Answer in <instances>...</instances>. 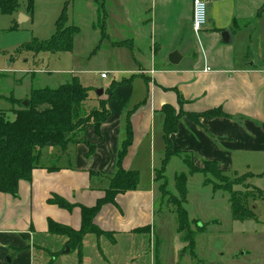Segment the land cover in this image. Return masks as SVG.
<instances>
[{
  "label": "crops",
  "instance_id": "1",
  "mask_svg": "<svg viewBox=\"0 0 264 264\" xmlns=\"http://www.w3.org/2000/svg\"><path fill=\"white\" fill-rule=\"evenodd\" d=\"M205 1L207 22L195 33L193 0H102V27L111 47L120 50L122 66L111 70L117 75L97 98L98 107L105 103L108 118L99 135L87 125L65 145L41 148L31 179L19 181L17 195L0 192V264H111L101 241L127 246V254L123 246V264H135L143 252L154 255L149 256L154 264L160 249L153 241L158 240L145 238L143 230L157 227L155 205L160 193L154 169L165 155L164 104L183 112L170 137L172 146L191 153L197 162L213 160L223 169L232 165L236 152L264 153V63L256 65L246 54L243 39L236 42L246 32L251 41H264V0ZM84 3L92 10L98 0ZM94 17L99 20L97 12ZM223 30L231 32V43L222 42ZM119 41L122 44L113 45ZM174 51L180 55L177 64L168 61ZM4 96L0 100L6 102ZM216 108L225 116L194 122L186 114ZM128 126L132 138L121 165L138 171L139 182L133 190L118 194L115 203L103 205L94 219L115 238L89 234L76 255L62 253L66 240L60 242V236L49 232L48 219L79 228V205L93 206L109 186ZM89 145H93L90 153ZM147 163L150 177L143 183L142 168ZM55 196L72 205L71 210L51 201Z\"/></svg>",
  "mask_w": 264,
  "mask_h": 264
},
{
  "label": "rangeland",
  "instance_id": "2",
  "mask_svg": "<svg viewBox=\"0 0 264 264\" xmlns=\"http://www.w3.org/2000/svg\"><path fill=\"white\" fill-rule=\"evenodd\" d=\"M101 3L102 0H98L90 10L84 0H33L32 14L21 23L18 22L20 12L17 15L0 14V95H14L23 101L31 87L55 88L76 76L83 86L89 88V97L80 104L85 113L80 112V115L85 116L96 109L97 98L101 97L98 90L105 91L117 75L111 70L122 67L118 62L120 50L111 47L106 31L102 33L104 13ZM20 4L22 7L24 0ZM63 9L67 23L79 28L72 49L56 54L23 49L22 46L32 38L48 39L54 33L55 21ZM96 12L99 20L94 17ZM242 39L246 54L254 58L256 65H262L264 41L261 44L251 41L247 32L236 42ZM123 43L127 42L124 40ZM101 73H107V78H101ZM17 80L21 83L16 84ZM8 107L7 101L0 100V109ZM261 154L241 155L236 152L232 165L222 169L221 173L225 176L222 180L209 173L205 176L201 174L202 162H197L191 153L183 151L176 152L172 156V159H176L168 162L164 169L161 165L157 167L155 180L160 193L155 205L157 227L143 230L145 238L158 240L157 244L153 241L154 248L160 249L154 264L161 261L163 264H264V201L253 189L257 187L264 193V156ZM181 173L185 175V180H180L178 184L175 178ZM141 175L142 182L148 183L149 163L143 166ZM181 182H184L186 190L183 195L176 189ZM228 186L247 192L256 199L248 200V205L254 208L256 219H232L229 195L223 191ZM183 210L187 212V220ZM178 212L180 218L184 219L181 222ZM107 233L102 231L97 236L106 234L115 238V235ZM57 240L61 242L66 239L60 236ZM99 246L109 256L111 264L124 263L123 250L127 246L112 247L107 241H101ZM52 249L46 251L48 255ZM70 253L73 256L77 254L76 250ZM119 256L121 259L116 260ZM149 256L154 257L143 252L141 259L134 263L151 264Z\"/></svg>",
  "mask_w": 264,
  "mask_h": 264
},
{
  "label": "trees",
  "instance_id": "3",
  "mask_svg": "<svg viewBox=\"0 0 264 264\" xmlns=\"http://www.w3.org/2000/svg\"><path fill=\"white\" fill-rule=\"evenodd\" d=\"M21 0H0V14H16L23 11L26 16H30L33 11V0H24L21 7ZM264 9H261L263 11ZM15 29V27H13ZM79 28L69 25L66 21L64 9L55 21L54 33L45 40L32 38L25 43L23 49L33 52L47 51L52 54L70 51L73 47L74 37ZM104 33V30H102ZM122 42H114L119 45ZM107 74V73H106ZM1 75V74H0ZM20 82L17 80L16 84ZM89 88L83 86L76 76L70 81L62 83L55 88L48 86L31 88L23 101L14 98L13 95L4 96L10 104V108L0 109V192L12 196L17 195L19 181L30 180L33 169L37 165L38 151L46 146L65 145L70 136L87 125H93L99 135L101 124L108 118V111L105 103L101 102L99 107L93 109L85 116L80 115V104L88 98ZM108 98H112L109 92ZM164 114L163 120V140L165 143V155L161 166L164 169L172 156L180 150L174 148L171 143V134L177 130V121L183 114L182 110L176 109L170 104H164L161 108ZM194 122H198L200 117H220L225 113L219 109H209L201 113H186ZM132 133L127 127V139L123 142L117 159V170L111 178L109 186L103 190L102 196L98 197L93 206L79 205L81 223L78 229L68 225L59 224L48 219V230L56 236L66 238L65 244L69 250H80L82 240L86 235L102 232L95 224L94 219L103 205L115 203V198L120 193L133 190L139 182V173L133 169H125L121 162L127 153L131 143ZM93 150V145H89V153ZM199 172L204 176L208 173L216 179L225 178L218 163L213 160H203ZM154 177H157V170L154 169ZM185 180L183 173L176 176L175 181ZM184 182L176 185L180 195L186 194ZM255 194L263 199L264 193L257 187H253ZM229 195V210L233 220L256 219L253 206L248 205V200L253 196L249 193L232 189V186L223 188ZM55 204L71 210L72 205L64 199L55 196L52 200ZM183 212H185L183 210ZM184 214V213H183ZM187 220V212H185ZM178 219L180 218L178 212ZM185 220V221H186ZM181 222V221H180ZM185 223V222H184ZM183 223V224H184Z\"/></svg>",
  "mask_w": 264,
  "mask_h": 264
},
{
  "label": "built area",
  "instance_id": "4",
  "mask_svg": "<svg viewBox=\"0 0 264 264\" xmlns=\"http://www.w3.org/2000/svg\"><path fill=\"white\" fill-rule=\"evenodd\" d=\"M207 3L205 0H193V16L192 29L195 33L200 32L207 22ZM206 69L205 71H207ZM106 73L101 74V78H105Z\"/></svg>",
  "mask_w": 264,
  "mask_h": 264
},
{
  "label": "water",
  "instance_id": "5",
  "mask_svg": "<svg viewBox=\"0 0 264 264\" xmlns=\"http://www.w3.org/2000/svg\"><path fill=\"white\" fill-rule=\"evenodd\" d=\"M28 19V17L23 14V13H19L18 14V22L21 23L23 21H26ZM221 40L223 43H231L233 41L232 39V35H231V32L229 30H223L221 32ZM180 60V55L178 52L174 51L172 53L169 54V57H168V61L171 63V64H177ZM103 92L102 89L98 90V95H101V93ZM23 105H26V102L23 101ZM69 252V248L68 246H65L64 250L62 251V253H68Z\"/></svg>",
  "mask_w": 264,
  "mask_h": 264
}]
</instances>
